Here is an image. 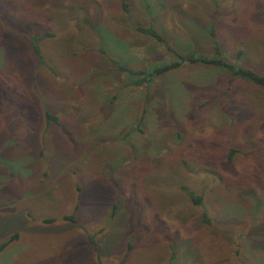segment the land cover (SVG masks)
Returning a JSON list of instances; mask_svg holds the SVG:
<instances>
[{
  "label": "rangeland",
  "instance_id": "374dc122",
  "mask_svg": "<svg viewBox=\"0 0 264 264\" xmlns=\"http://www.w3.org/2000/svg\"><path fill=\"white\" fill-rule=\"evenodd\" d=\"M123 1L0 0V246L53 220L103 264H264V88L179 60L264 76V0ZM114 61L182 64L134 87Z\"/></svg>",
  "mask_w": 264,
  "mask_h": 264
},
{
  "label": "crops",
  "instance_id": "0c3cea01",
  "mask_svg": "<svg viewBox=\"0 0 264 264\" xmlns=\"http://www.w3.org/2000/svg\"><path fill=\"white\" fill-rule=\"evenodd\" d=\"M26 221V220H25ZM27 222V221H26ZM45 224H32L28 225V231L24 229L22 233L19 235L18 239H15L11 244L7 245L5 249L2 250L0 255V264H6L8 261L9 263L15 258V252L13 251L11 255L7 258L3 259V255L9 250L12 249H19L18 255L16 259L13 261L15 264L19 261V264H103V261L100 260L99 257H102V254L96 251V245L100 246V243L94 241L92 237L88 234L83 232L74 233L72 230L68 229L63 230L62 225L56 227H52V221L44 220ZM43 227V229H41ZM65 227V225L63 226ZM72 232L76 237H80L81 240L77 244L68 243L64 246H60L58 244L55 247V253L46 257L41 256L36 260L28 259L31 257V252L34 250L35 243H38L40 239H33L42 236V238L52 237V235H62L64 233ZM23 239L30 240L32 239V243L23 242ZM95 242V243H94ZM72 244V245H71ZM96 244V245H95ZM131 247V245H129ZM105 256V254H103Z\"/></svg>",
  "mask_w": 264,
  "mask_h": 264
},
{
  "label": "trees",
  "instance_id": "16d2710c",
  "mask_svg": "<svg viewBox=\"0 0 264 264\" xmlns=\"http://www.w3.org/2000/svg\"><path fill=\"white\" fill-rule=\"evenodd\" d=\"M123 8H124V11L129 12L127 3L125 0L123 1ZM139 30L142 33L156 39L157 41H160L162 43L164 42L163 38L152 27H146V28L139 27ZM213 33H214V30L211 29L210 34L212 37L214 36ZM217 47L218 45H216L215 55L213 56H203V55L186 56V57L180 56L179 60L181 59L182 63L187 62L191 64H199V65H204L208 67H214L217 69L225 70L229 72L232 75V77H238V78L250 80L255 85L264 88V76L263 75H259L252 70L244 68L243 66H237L233 63H230L228 60H226L220 48L219 47L217 48ZM181 62H173L170 64H165V65H160V66L157 65V66H154L150 72H144L142 70L131 69L129 67L122 65L121 63H116V61H114V63L117 64V68L120 72L125 73L127 76L132 78L129 84L134 87H141L145 85L146 83L150 82L153 78L160 76L174 68L179 67L182 64ZM46 117L50 118L52 121H57L56 117L54 116L46 115ZM238 152L239 150L231 148L228 151L227 158H225L226 162L229 164L232 163L233 156ZM195 162H201L205 164L202 159L196 160ZM184 190L187 191V194L190 197V199L193 201V203L201 204V197L196 196L192 191H189L186 188ZM65 219L70 220L71 217H66ZM50 221H53V220H50ZM15 238L16 236L12 237L9 241H6L5 243H3L0 246V252Z\"/></svg>",
  "mask_w": 264,
  "mask_h": 264
}]
</instances>
